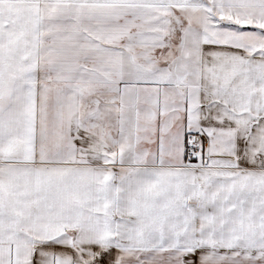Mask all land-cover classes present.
Wrapping results in <instances>:
<instances>
[{
	"label": "snow or ice",
	"instance_id": "1",
	"mask_svg": "<svg viewBox=\"0 0 264 264\" xmlns=\"http://www.w3.org/2000/svg\"><path fill=\"white\" fill-rule=\"evenodd\" d=\"M0 264H264V0H0Z\"/></svg>",
	"mask_w": 264,
	"mask_h": 264
}]
</instances>
